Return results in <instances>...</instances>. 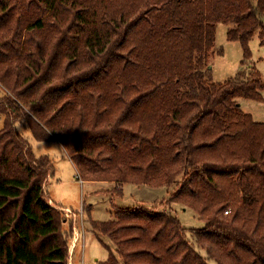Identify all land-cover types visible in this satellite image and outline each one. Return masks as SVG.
Listing matches in <instances>:
<instances>
[{
    "label": "trees",
    "instance_id": "obj_1",
    "mask_svg": "<svg viewBox=\"0 0 264 264\" xmlns=\"http://www.w3.org/2000/svg\"><path fill=\"white\" fill-rule=\"evenodd\" d=\"M219 23L250 59L264 0H0V264H69L73 236L19 127L59 142L81 180L173 188L167 205L204 222L189 232L206 259L170 211L89 219L115 246L97 264H264V123L238 104L264 80H212Z\"/></svg>",
    "mask_w": 264,
    "mask_h": 264
},
{
    "label": "rangeland",
    "instance_id": "obj_2",
    "mask_svg": "<svg viewBox=\"0 0 264 264\" xmlns=\"http://www.w3.org/2000/svg\"><path fill=\"white\" fill-rule=\"evenodd\" d=\"M229 28L230 25L222 23L216 27L214 47L209 61L212 80L224 82L241 72L248 74L252 68L256 69L264 80V45L260 44L258 32L249 43L250 59L243 62V49L240 43L227 39ZM261 94L262 101L238 99L240 110L249 114L252 120L258 123H264V91ZM3 95L0 89V99ZM3 119V115L0 114V128ZM19 131L28 140L35 156L46 155L52 161L53 174L47 183L49 197L55 203L71 208L61 212L63 217L71 219L72 239L75 232L78 233L75 248L71 251V246L69 247V264H97L107 260L109 255L107 247L114 252L115 246L108 238L100 237L103 244L97 239L89 219L99 222L112 220L115 218V209L142 206L148 210L170 211L187 229L186 237L190 243L194 241L189 229L204 227V222L193 210L179 204L167 205V199L173 188L127 183L121 187L122 192L119 195L114 190V182L81 180L76 165L59 142H39L32 138L27 129L19 127ZM181 177H178V181ZM83 205L90 207L89 216ZM194 247L203 258H207L205 252L195 243ZM207 263L216 264L211 260Z\"/></svg>",
    "mask_w": 264,
    "mask_h": 264
},
{
    "label": "crops",
    "instance_id": "obj_3",
    "mask_svg": "<svg viewBox=\"0 0 264 264\" xmlns=\"http://www.w3.org/2000/svg\"><path fill=\"white\" fill-rule=\"evenodd\" d=\"M51 199V203L52 204H55L56 206H60L61 208H62V210H68V209H71V208H69V207H67V206H62V205H59V204H57V203H55L53 200H52V198H50ZM84 206V205H83ZM86 206V205H85ZM77 235H78V233H77V231L75 232V234H74V237H73V239L74 238H77ZM72 239V240H73ZM77 241V240H76ZM76 243V242H75ZM75 243H73V244H71L70 246H71V251L73 250V248H75Z\"/></svg>",
    "mask_w": 264,
    "mask_h": 264
},
{
    "label": "bare ground",
    "instance_id": "obj_4",
    "mask_svg": "<svg viewBox=\"0 0 264 264\" xmlns=\"http://www.w3.org/2000/svg\"><path fill=\"white\" fill-rule=\"evenodd\" d=\"M66 211H68V210H66ZM75 242H76V238H74V239L72 240L71 244H73V243H75Z\"/></svg>",
    "mask_w": 264,
    "mask_h": 264
}]
</instances>
